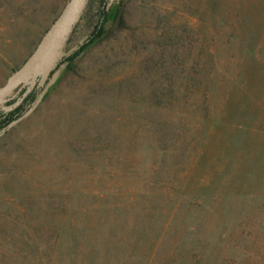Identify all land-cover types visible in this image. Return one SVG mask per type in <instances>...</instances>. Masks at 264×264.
Returning <instances> with one entry per match:
<instances>
[{
    "label": "rangeland",
    "instance_id": "374dc122",
    "mask_svg": "<svg viewBox=\"0 0 264 264\" xmlns=\"http://www.w3.org/2000/svg\"><path fill=\"white\" fill-rule=\"evenodd\" d=\"M67 1L0 0V79ZM36 88L0 264H264V0H85Z\"/></svg>",
    "mask_w": 264,
    "mask_h": 264
},
{
    "label": "water",
    "instance_id": "95a60500",
    "mask_svg": "<svg viewBox=\"0 0 264 264\" xmlns=\"http://www.w3.org/2000/svg\"><path fill=\"white\" fill-rule=\"evenodd\" d=\"M84 2L85 0H68L29 57L0 86V108L3 112L16 108L36 88L42 76L49 70L62 39L72 26ZM21 82L25 83L22 91L12 101L5 103V97ZM12 122L10 121L7 126Z\"/></svg>",
    "mask_w": 264,
    "mask_h": 264
},
{
    "label": "trees",
    "instance_id": "16d2710c",
    "mask_svg": "<svg viewBox=\"0 0 264 264\" xmlns=\"http://www.w3.org/2000/svg\"><path fill=\"white\" fill-rule=\"evenodd\" d=\"M101 36V31L95 30L93 31L88 39L84 42V44L81 46L80 50H83L85 47L89 46L90 44H93L96 40H98ZM78 52L75 53L77 55ZM22 91L19 90L16 95H18ZM39 94V89L35 88L32 92L28 94L27 97L23 99V101L13 110L8 112H3L0 108V133L6 128L7 124L10 121H14L17 118L21 117L22 114L27 111V109L30 107V105L37 99ZM12 99L8 100L6 103L12 101Z\"/></svg>",
    "mask_w": 264,
    "mask_h": 264
},
{
    "label": "crops",
    "instance_id": "0c3cea01",
    "mask_svg": "<svg viewBox=\"0 0 264 264\" xmlns=\"http://www.w3.org/2000/svg\"><path fill=\"white\" fill-rule=\"evenodd\" d=\"M37 44H38V43H37ZM35 47H36V46H35ZM30 54H31V53H30ZM28 57H29V56H28ZM24 61H25V60H24ZM24 61H23V62H24ZM8 78H9V77H8ZM8 78H7V79H8ZM7 79H3V80L0 79V86L3 85Z\"/></svg>",
    "mask_w": 264,
    "mask_h": 264
}]
</instances>
